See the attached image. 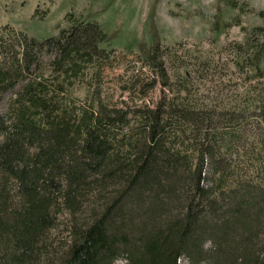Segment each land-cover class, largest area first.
Listing matches in <instances>:
<instances>
[{"label":"trees","instance_id":"obj_1","mask_svg":"<svg viewBox=\"0 0 264 264\" xmlns=\"http://www.w3.org/2000/svg\"><path fill=\"white\" fill-rule=\"evenodd\" d=\"M67 19L43 40L0 25V264H264V98L197 96L152 21L114 101L113 36ZM234 49L261 73L264 28Z\"/></svg>","mask_w":264,"mask_h":264},{"label":"rangeland","instance_id":"obj_2","mask_svg":"<svg viewBox=\"0 0 264 264\" xmlns=\"http://www.w3.org/2000/svg\"><path fill=\"white\" fill-rule=\"evenodd\" d=\"M261 12L264 0H0V25H11L43 40L70 27L69 13L97 21L113 36L101 46L118 51L119 63L106 71V94L114 101L133 104L119 82L133 77V60L140 53L141 43L150 45L153 21L162 46L175 47L186 61L181 70L189 75L191 91L214 103L245 96L264 98V58L262 72L249 69L254 75L250 78L248 71L236 65L234 49V43H243L254 28H264ZM217 17L221 18L218 28ZM169 64L174 72L173 63ZM160 93V87L152 90L150 99H157ZM4 109L3 99L0 112ZM116 264L127 262L119 259ZM181 264L189 261L183 258Z\"/></svg>","mask_w":264,"mask_h":264}]
</instances>
